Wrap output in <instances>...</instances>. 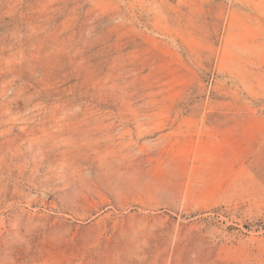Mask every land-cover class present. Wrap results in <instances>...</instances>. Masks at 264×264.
I'll return each instance as SVG.
<instances>
[{
    "label": "rangeland",
    "instance_id": "1",
    "mask_svg": "<svg viewBox=\"0 0 264 264\" xmlns=\"http://www.w3.org/2000/svg\"><path fill=\"white\" fill-rule=\"evenodd\" d=\"M0 264H264V0H0Z\"/></svg>",
    "mask_w": 264,
    "mask_h": 264
},
{
    "label": "crops",
    "instance_id": "2",
    "mask_svg": "<svg viewBox=\"0 0 264 264\" xmlns=\"http://www.w3.org/2000/svg\"><path fill=\"white\" fill-rule=\"evenodd\" d=\"M231 129V128H230ZM230 131H232V130H230Z\"/></svg>",
    "mask_w": 264,
    "mask_h": 264
}]
</instances>
